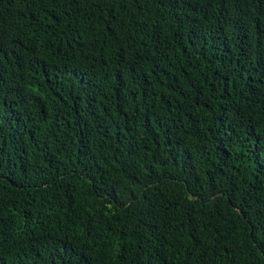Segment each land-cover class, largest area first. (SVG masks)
<instances>
[{"label":"trees","instance_id":"16d2710c","mask_svg":"<svg viewBox=\"0 0 264 264\" xmlns=\"http://www.w3.org/2000/svg\"><path fill=\"white\" fill-rule=\"evenodd\" d=\"M0 264H264V0H0Z\"/></svg>","mask_w":264,"mask_h":264}]
</instances>
